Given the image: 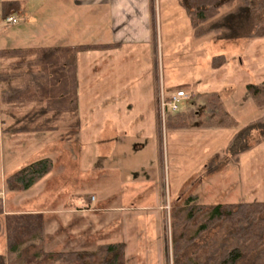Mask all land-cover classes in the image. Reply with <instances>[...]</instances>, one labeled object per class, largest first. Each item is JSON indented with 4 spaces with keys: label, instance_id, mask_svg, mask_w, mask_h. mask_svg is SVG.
Here are the masks:
<instances>
[{
    "label": "rangeland",
    "instance_id": "obj_1",
    "mask_svg": "<svg viewBox=\"0 0 264 264\" xmlns=\"http://www.w3.org/2000/svg\"><path fill=\"white\" fill-rule=\"evenodd\" d=\"M227 10V7H223L221 13ZM155 15L157 25L154 59L150 57L149 49L145 46L135 48V52L131 45L110 50L105 53V60L100 59L96 51L94 53L97 55L98 67L95 71L103 82H109L108 90L112 92V96L118 98L136 91L137 89L133 88L135 81L142 82L144 90L143 87L141 90L144 95L152 96L151 86L154 84L157 87L155 94L157 101L160 93L168 95V92L174 91L169 87L188 85L187 88L193 91L194 96L185 98L179 104V110L185 112V126L180 128L168 126L166 124L168 113L162 117L157 107L160 120V151L157 147L149 145L153 140L151 135V139H147V146L137 152L135 146L138 136L130 132L126 135L119 133V140L111 141L109 147L107 144H95L93 135L97 137L100 126H94L92 137L86 134V151L80 157L81 166L84 165L83 175L77 180L80 182L78 187L85 192L90 193L97 189L103 194L105 188L113 190L125 178V183L129 184L128 176L139 177L142 172H147L144 177L146 180L144 190L146 193L149 189L158 193V202L155 205L160 211L158 224L150 227L130 225L132 231L127 234L123 233L120 226L107 227L102 224L97 231L92 232L86 224L87 214H76L75 217H68L69 220L50 215L46 218L45 243L42 225L41 247L51 255L57 253L56 250L66 248L94 251L102 243L122 242L121 240L126 238L127 249L123 243L125 264H172L171 214L176 208H182L189 196H197L192 203L204 202L206 205L217 204L216 200L225 203L264 201V140L257 142L259 132L253 131L247 138L251 147L239 154L237 161H233L226 151L227 143L234 132L264 113V108L255 105L246 88L248 83H259L264 80V37H246V33L253 27V22L251 18L244 20L238 15L231 16L225 21L231 24L229 22L232 20L231 39H218L213 34L195 38L189 20L176 0H157ZM84 19L85 17L82 16V22ZM89 42L92 41L82 40V43ZM91 53L90 50H82L77 57L80 75L79 106L80 111L84 112L82 114L86 116L82 122L87 121L90 111L95 106H100L89 103V97L102 95L101 89L95 90V95L91 93L92 81L88 79ZM219 54H225L227 60L220 67L212 68L210 60L214 55ZM35 58L37 56L31 55L21 62V58L18 57H3L0 64H3L2 68L7 69L9 73L31 75L32 69H38ZM27 59L34 61L32 68L29 66L30 60ZM11 63L22 64L13 68ZM114 82L117 83L115 87ZM32 86L37 85L32 84ZM211 93L217 94L222 110L229 119L236 121V125L230 127L219 125L222 119L214 115L216 108L205 103V97ZM8 106L0 103V115L4 109H8ZM190 111H192L191 116L188 115ZM174 120L177 122V119ZM31 122L27 123L31 124ZM112 122H115L114 118L110 120V123ZM37 123L44 126L47 121H37ZM99 123L100 121H97V124ZM116 129L112 130L115 131L114 134L117 132ZM98 138L102 137L98 136ZM128 140L129 146L124 145ZM103 151H109L106 160L96 156L105 153ZM124 151L125 153L121 155ZM94 153L95 156L92 155ZM136 164H147L150 169H139L141 171L138 173H132L137 170L132 169ZM95 165L97 171L92 176L90 170L93 171ZM47 190L53 194V197L51 196L45 203L47 206H54L56 187L48 184ZM218 195L220 199H217ZM0 199V205L3 207L2 197ZM83 202L84 209L93 210L90 201L83 200ZM201 214H198L199 218L202 217ZM199 218L193 221L194 224L199 222ZM66 225L75 228L71 236L64 233L68 230V227L64 230ZM193 229L191 227L192 231ZM215 229L217 230L214 228L201 234L196 243L188 247L187 252L194 251L199 243L209 241ZM4 249V229L0 216V253L4 252ZM33 250L34 248L31 247L27 252ZM246 260L242 259L238 264Z\"/></svg>",
    "mask_w": 264,
    "mask_h": 264
},
{
    "label": "crops",
    "instance_id": "obj_2",
    "mask_svg": "<svg viewBox=\"0 0 264 264\" xmlns=\"http://www.w3.org/2000/svg\"><path fill=\"white\" fill-rule=\"evenodd\" d=\"M3 1L5 0H0V53L6 50L19 51L27 48L72 47L74 49V75L77 93L76 113L46 111L40 109L34 101L29 100L10 102L8 109L2 107L4 110L0 115V198L2 197L3 213L40 214L44 243L46 240V218L50 215H57L63 220L64 218L69 220L70 216L87 214L86 224L92 232L97 231L102 224L107 227L120 226L125 234L132 231L129 228L130 225L150 227L158 224L160 211L155 207L158 202V193L150 189L146 193L144 190L146 186L144 177L147 172H142L139 177L133 175L130 178L128 176L129 184L125 183V178L113 190L105 188L103 194L97 189L90 193L85 192L78 187L80 182L77 180L83 175L84 165L81 166L80 157L86 151V134L91 138L94 126H100L97 137L95 138L93 135L95 144H107L109 147L111 141L119 138V133L126 135L130 132L134 136H138L135 152L147 146V139H151V135L153 140L152 142L150 140L151 144L149 145L157 147L160 151V120L155 95L157 87L154 84L151 86L152 96L144 95L141 90L142 82L135 81L133 88L137 90L118 98L115 95L112 96V92L108 90L109 82H103V79L97 77L95 71L98 67L97 55H100V59L105 60L106 52L124 48L126 45L133 46L134 52L135 48L145 46L149 49L150 57H153L157 25L155 15L157 0H18L21 3L20 8L11 11L8 15L15 16L18 21L9 24L2 23L4 18L2 17L1 3ZM82 16L85 17L83 22ZM83 39H89L92 42L82 43ZM110 43L114 45L105 48H80L83 44ZM82 50L92 51L89 63L90 76H88L89 81H92L90 86H93L91 93L95 95V90L98 89H101L100 93H102L101 96L89 97V103L100 105L90 111L88 116L90 122L88 119L86 122H82L86 116L82 114L84 112L80 111L79 106L80 75L77 57ZM96 51H98L97 55L94 53ZM2 67L3 64H0V69ZM30 76L29 73L10 75L9 86L16 89V95L21 93L20 89L28 82ZM114 83L115 87L117 83ZM112 85L110 84V86ZM2 87L3 85L0 83V89ZM186 91L193 93L188 88ZM119 105L122 106L119 107ZM114 110L118 113L112 112ZM119 110L122 111L119 112ZM113 118L115 122L110 123ZM29 121H32L31 124L27 123ZM37 121H47V124H44L46 129L17 130L24 127L41 126L42 124ZM97 121H100L101 124H97ZM115 128H117L116 134H114L115 131H112ZM115 135L118 136L115 137ZM98 136L102 138H98ZM129 142L128 140L126 144H122L129 146ZM89 146H91L90 139ZM108 153L109 151L96 156L106 160L109 156ZM124 153L125 151L121 155ZM92 155L95 156V153ZM44 157L52 160V169L31 187L21 192H15L5 186L4 179L7 175ZM132 169H137L132 173H138L141 171L139 169L146 170L150 167L147 164H136ZM96 171L95 165L94 170H90V175H95ZM48 184L56 187L54 206H47L45 203L51 196L53 197V194L47 190ZM217 199H220L219 195ZM83 200L90 201V205L94 207L93 210L84 209ZM216 201L225 203L219 202L220 200ZM231 202L235 201L228 203ZM203 204L205 203L203 202ZM67 227L68 230H65ZM74 229L66 225L64 233L71 236ZM121 241L127 249L126 238ZM64 244L67 245L66 242ZM69 250L76 249L66 248L55 252Z\"/></svg>",
    "mask_w": 264,
    "mask_h": 264
},
{
    "label": "trees",
    "instance_id": "obj_3",
    "mask_svg": "<svg viewBox=\"0 0 264 264\" xmlns=\"http://www.w3.org/2000/svg\"><path fill=\"white\" fill-rule=\"evenodd\" d=\"M186 14L195 38L208 34L218 39H231V24L225 22L231 16L242 19L251 18L253 27L246 33L248 38L264 37V0H176ZM18 0H5L1 3L2 17L19 9ZM228 10L221 13V9ZM114 44H83L82 49L105 48ZM37 56L38 69L31 70V77L21 93L10 88V75L7 69H0V103L14 101H34L40 109L50 112L77 111V93L74 75V49L72 47L27 48L19 51H3L0 57L21 58L24 62L28 56ZM33 67L32 59H27ZM227 60L225 54L214 55L210 60L212 68H218ZM22 63H11V66ZM22 74V73H21ZM33 79V80H32ZM35 84L37 86H32ZM188 85L180 84L171 89H186ZM247 91L258 108H264V80L248 83ZM14 90V91H11ZM16 95V96H15ZM194 94H190V96ZM168 96V95H167ZM207 105L214 106V115L222 119L219 125L226 127L236 125L222 110L216 93L205 97ZM43 104V105H41ZM218 113V114H217ZM185 112L178 110L168 113L167 125L185 126ZM192 115V111L188 113ZM177 119V122H175ZM44 126L19 128V131L45 130ZM253 131L259 132L257 142L264 140V113L246 123L234 132L227 143L226 151L237 161L239 154L250 149L247 138ZM52 160L48 157L32 161L4 179L10 190L23 191L31 187L52 169ZM197 196H189L184 206L176 208L171 214V253L172 264H264V201H240L206 205L193 202ZM1 202V200H0ZM201 214V218L198 214ZM0 214L4 229L5 249L0 253V264H125L124 244L107 242L97 246L94 251H60L51 255L41 247L42 222L37 213H4L0 205ZM199 222L194 224V220ZM193 227V231L191 230ZM215 229L209 241L197 245L194 251L187 252L199 236ZM31 247L33 251L27 252Z\"/></svg>",
    "mask_w": 264,
    "mask_h": 264
},
{
    "label": "built area",
    "instance_id": "obj_4",
    "mask_svg": "<svg viewBox=\"0 0 264 264\" xmlns=\"http://www.w3.org/2000/svg\"><path fill=\"white\" fill-rule=\"evenodd\" d=\"M18 19L15 16H7L3 19V24L15 23ZM185 89H176L171 91V93L164 95V93H160L158 96V108L161 116L163 117L165 113H173L179 110V104L185 99L189 98L190 95L188 94Z\"/></svg>",
    "mask_w": 264,
    "mask_h": 264
}]
</instances>
